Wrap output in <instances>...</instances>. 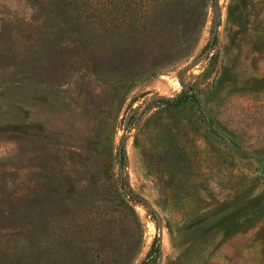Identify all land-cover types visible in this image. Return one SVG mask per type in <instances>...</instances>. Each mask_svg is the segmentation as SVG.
Masks as SVG:
<instances>
[{
    "label": "rangeland",
    "instance_id": "374dc122",
    "mask_svg": "<svg viewBox=\"0 0 264 264\" xmlns=\"http://www.w3.org/2000/svg\"><path fill=\"white\" fill-rule=\"evenodd\" d=\"M110 1L0 0V264H264V0Z\"/></svg>",
    "mask_w": 264,
    "mask_h": 264
},
{
    "label": "trees",
    "instance_id": "16d2710c",
    "mask_svg": "<svg viewBox=\"0 0 264 264\" xmlns=\"http://www.w3.org/2000/svg\"><path fill=\"white\" fill-rule=\"evenodd\" d=\"M130 1L131 0H121V1H115V2H113V0L110 1L111 7L108 10V14H107L109 18V21H108L109 24H105L104 22L102 23L103 24L102 27L106 30V33H108L109 37L115 36V38H126V34L128 33L129 35L136 34V32L140 31L139 29L140 27L136 23L129 22L121 26L120 24L115 23L112 20H110L116 16L115 12L120 11L121 14L125 15V11L129 10L128 12H131L130 18L141 20L144 23L143 27H145L147 26V23H148L147 20L149 17H152L154 19L158 17L160 14L164 13V11L169 8L168 5L171 0H138L139 5L142 4L143 6L144 4H147V6H144L143 8L141 7L140 15H137V13L139 12L138 6L132 5ZM97 3L101 4L99 5L100 11H103V9L106 10L105 5H104L105 1H100ZM123 3L125 4V7H123ZM171 3L173 4L174 0H172ZM184 98L185 96L182 93H180L176 96H170V97L161 96L155 99V101L156 102L158 101L159 103H166L167 105H174V104H178L184 101ZM159 252H160V245L158 244V242L156 243L155 241V243L151 245L147 253V258L152 254L157 255Z\"/></svg>",
    "mask_w": 264,
    "mask_h": 264
},
{
    "label": "water",
    "instance_id": "95a60500",
    "mask_svg": "<svg viewBox=\"0 0 264 264\" xmlns=\"http://www.w3.org/2000/svg\"><path fill=\"white\" fill-rule=\"evenodd\" d=\"M216 26L214 31L212 32V36H211V44L214 42L215 39V35H216ZM138 117V114H137ZM128 124V118H126L123 122L124 128H126ZM126 159V153L124 152V146L123 143L121 142L118 146V166H119V175H120V180L122 182V185L124 186V188L128 191V193L130 195H132L133 197L142 199V197L140 195H138V193L136 192V190L126 181V179L124 178V172H123V162ZM147 206L149 209L153 210V207L151 204L147 203ZM154 212L156 214L157 211L154 210Z\"/></svg>",
    "mask_w": 264,
    "mask_h": 264
}]
</instances>
